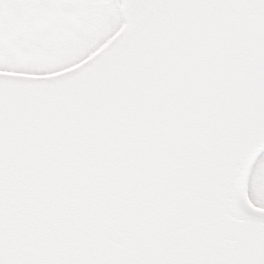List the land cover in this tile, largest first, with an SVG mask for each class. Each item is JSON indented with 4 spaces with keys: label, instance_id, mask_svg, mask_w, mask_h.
<instances>
[{
    "label": "snow or ice",
    "instance_id": "obj_1",
    "mask_svg": "<svg viewBox=\"0 0 264 264\" xmlns=\"http://www.w3.org/2000/svg\"><path fill=\"white\" fill-rule=\"evenodd\" d=\"M0 264H264V0H0Z\"/></svg>",
    "mask_w": 264,
    "mask_h": 264
}]
</instances>
